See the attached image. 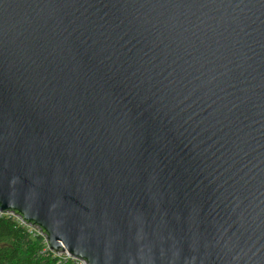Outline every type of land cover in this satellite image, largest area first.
Segmentation results:
<instances>
[{"label": "water", "instance_id": "95a60500", "mask_svg": "<svg viewBox=\"0 0 264 264\" xmlns=\"http://www.w3.org/2000/svg\"><path fill=\"white\" fill-rule=\"evenodd\" d=\"M83 264H264V0H0V213Z\"/></svg>", "mask_w": 264, "mask_h": 264}, {"label": "trees", "instance_id": "16d2710c", "mask_svg": "<svg viewBox=\"0 0 264 264\" xmlns=\"http://www.w3.org/2000/svg\"><path fill=\"white\" fill-rule=\"evenodd\" d=\"M33 233L19 218L8 212L0 213V264H80L51 251L44 237Z\"/></svg>", "mask_w": 264, "mask_h": 264}, {"label": "built area", "instance_id": "2783aa9c", "mask_svg": "<svg viewBox=\"0 0 264 264\" xmlns=\"http://www.w3.org/2000/svg\"><path fill=\"white\" fill-rule=\"evenodd\" d=\"M9 214H10V213H9ZM11 215H12V214H11ZM19 221H20V220H19ZM20 223H21L23 226L27 227L28 230H29V232H32V233L34 232L33 234H39V235H42V236L44 237V235L41 233V231H40L37 227L28 226V225L24 224V223L21 222V221H20ZM44 241H45V243H46V239H45V237H44ZM62 254H64L66 257H69V258H71V259H74V260L80 262V264H83L82 261H80V260H78V259H76V258H73V257L69 256L67 253H62Z\"/></svg>", "mask_w": 264, "mask_h": 264}]
</instances>
